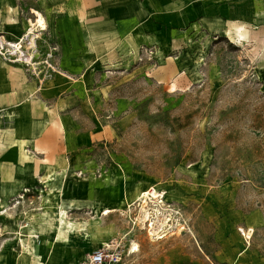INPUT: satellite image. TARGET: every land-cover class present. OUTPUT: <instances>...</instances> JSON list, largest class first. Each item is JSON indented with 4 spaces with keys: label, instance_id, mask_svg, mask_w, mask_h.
<instances>
[{
    "label": "rangeland",
    "instance_id": "374dc122",
    "mask_svg": "<svg viewBox=\"0 0 264 264\" xmlns=\"http://www.w3.org/2000/svg\"><path fill=\"white\" fill-rule=\"evenodd\" d=\"M182 1L200 12L208 3ZM49 4L42 0L41 7ZM35 8L46 28L27 36L21 53L40 60L36 70H52L47 61L53 62L58 39ZM33 11L10 39L0 40L4 51L20 53L10 44L38 19ZM224 30L196 25L177 35L169 29V45L152 44L151 57L126 56V50L115 75L90 67L81 80L87 96L67 108L62 141L49 148L51 168L3 216L6 236L23 238L9 242V264H32L36 251L45 264H71L115 234L139 244L127 264H218L212 256L219 251L230 256L245 249L250 264L264 261V65L257 51ZM56 84L75 87L63 79ZM150 187L165 194V203L161 214L151 202L148 209L156 220L169 219L168 235L158 240L129 217L141 225L138 199ZM106 209L113 211L103 215ZM61 210L76 228L57 241ZM249 227L251 243L240 231ZM31 235L39 241L24 238Z\"/></svg>",
    "mask_w": 264,
    "mask_h": 264
},
{
    "label": "crops",
    "instance_id": "0c3cea01",
    "mask_svg": "<svg viewBox=\"0 0 264 264\" xmlns=\"http://www.w3.org/2000/svg\"><path fill=\"white\" fill-rule=\"evenodd\" d=\"M49 1L51 4L41 7L42 0H32V6H25L24 0H0V40L10 39V31L21 27L24 13L28 11L29 16L31 9L39 7L58 39L51 61L61 67L57 73L50 68L34 71L23 61L0 55V264H9L10 241L18 238L23 242L18 233L11 239L6 236L8 224L3 216L20 207L24 201L19 195L32 190L34 181L51 168L49 148L62 141L59 135L66 128L67 108L74 99L87 96L81 80L90 74V67H99L102 75L108 77L115 75L127 48L135 53L160 44L162 49L169 45L174 31L178 35L188 26L206 24L214 28L224 26L225 30H234V24L244 26L252 38L242 46L257 51L264 65V0H207L202 12L201 6L198 10L195 6L187 9L182 0ZM170 11L177 13L172 15ZM79 65L82 69L74 71ZM56 79L70 85L74 81L75 87L69 91L58 87ZM24 238L32 242L40 239L39 235ZM248 252L231 250L228 256L219 251L212 257L218 264H250ZM229 257L230 260L223 259ZM254 264L264 261L257 259Z\"/></svg>",
    "mask_w": 264,
    "mask_h": 264
},
{
    "label": "built area",
    "instance_id": "2783aa9c",
    "mask_svg": "<svg viewBox=\"0 0 264 264\" xmlns=\"http://www.w3.org/2000/svg\"><path fill=\"white\" fill-rule=\"evenodd\" d=\"M12 48L16 49V51H19L17 55H14L11 51V49H7L4 51L3 45L0 42V53L5 58H10L12 60L16 61H23L26 64H28L34 71H37L35 66H38L39 62L35 61L34 58H28L25 54H22L19 48L13 44H10ZM22 48V47H21ZM3 50V51H2ZM138 56H153L156 54V50L154 47H143L139 50ZM52 53L49 54L51 56ZM133 56V55H132ZM49 66L54 69V64L49 63ZM155 195L157 197H155ZM165 194L160 191H158L154 187H150L146 190H144L141 195L139 196V204L143 205V202H147V208L149 203H153L155 208V211L160 212V209L162 208V205L165 203ZM132 206V205H130ZM129 206V207H130ZM141 212H142V206H141ZM149 216L148 218H143V212H142V219H141V225L139 224L138 218L139 217H132V215H129L130 220H132V224L134 226H142L145 228L149 235L158 240L162 239L165 236L168 235L169 228L167 227V221L169 222V219H166V221H162L159 219L160 215L158 216V219L154 217L155 214L153 213L154 210L151 208L148 209ZM243 234V233H242ZM135 242L134 238L132 237H126V235H112L107 240L101 243V245L92 250L91 252L87 253L82 259L79 261L73 263V264H127L129 257L133 256L138 250L135 249L136 247L134 244ZM138 244V243H137ZM139 248V244H138Z\"/></svg>",
    "mask_w": 264,
    "mask_h": 264
},
{
    "label": "bare ground",
    "instance_id": "6f19581e",
    "mask_svg": "<svg viewBox=\"0 0 264 264\" xmlns=\"http://www.w3.org/2000/svg\"><path fill=\"white\" fill-rule=\"evenodd\" d=\"M33 13L36 14L38 19L31 21V28H29V31L27 34H25L19 39V42L12 43L13 45L17 46L20 51H22L21 47H22V44L25 42V38L29 36L30 34H33L36 28L40 27L42 30L46 28L45 18L43 14L40 13V11L38 10H34ZM225 34L229 36L233 42H236L240 45L245 44V41H250V39L252 38L249 31L241 24H234V30H232L231 28L226 29ZM253 41H257V39L254 38ZM127 52L134 55V51L131 47L127 48ZM169 59H173V57H169ZM64 66H68V65L64 63ZM81 69H82V66L79 65L77 68H74L73 70L79 72ZM179 73L180 72H178L176 77L172 80V83H171L172 90H176L178 88V77L180 76L178 75ZM161 79L162 78L160 77V80ZM37 170H38V167H37ZM155 197L157 196L155 195ZM112 211H113L112 209H106L103 215H108ZM142 212H143V218L145 217L148 218L149 212H148L146 201L143 202ZM75 228H76L75 223L69 218V213L66 210H61V218H60V223H59V228H58L57 241H62L66 239L69 233L75 230ZM253 230H254L253 227H249L247 229L240 228V231L243 233L245 242L251 243ZM134 246L136 247L135 249L137 250L139 249L137 243H135ZM32 264H45L44 257L40 255L38 251L35 252L34 255H32Z\"/></svg>",
    "mask_w": 264,
    "mask_h": 264
}]
</instances>
